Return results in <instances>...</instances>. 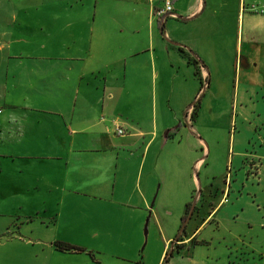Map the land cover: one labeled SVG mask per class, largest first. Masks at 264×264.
Masks as SVG:
<instances>
[{
  "label": "crops",
  "instance_id": "obj_1",
  "mask_svg": "<svg viewBox=\"0 0 264 264\" xmlns=\"http://www.w3.org/2000/svg\"><path fill=\"white\" fill-rule=\"evenodd\" d=\"M69 1L38 2L69 58L33 63L43 108L0 140V264H147L160 239L153 264L171 244L193 257L168 264H206L209 229L245 255L228 243L264 234V0Z\"/></svg>",
  "mask_w": 264,
  "mask_h": 264
},
{
  "label": "rangeland",
  "instance_id": "obj_2",
  "mask_svg": "<svg viewBox=\"0 0 264 264\" xmlns=\"http://www.w3.org/2000/svg\"><path fill=\"white\" fill-rule=\"evenodd\" d=\"M39 1L0 0V140L8 139L9 136L13 137V135L15 136L18 133H16V126H18L22 115L29 113L22 108H43L37 96L39 93L47 91L50 77H47L41 71L43 74L42 78H33L30 73L35 69L33 63L39 64L41 63L40 61L48 63L50 62L47 61L49 59L69 58V53L64 51L62 47H50L53 32L59 34L63 28L62 30L58 29V27H53L52 30L49 29L48 26L52 22L49 20V15L54 12V6H40L41 8L37 9ZM66 6L70 8L69 11L75 13L72 8L78 7V0H70ZM72 23L73 29L79 27L78 21L74 20ZM58 37L55 36L52 40H57ZM167 93L168 95L171 94L169 89H167ZM170 106L171 104L169 103L168 108ZM11 111L17 116L12 121H9L7 116ZM212 230L209 229L208 232L200 236L208 244L200 243L198 246L196 245V256L200 257L199 260L206 264H264L263 257H260L261 253L264 254V234H262V231H258L257 234L253 233L252 235H256L255 238L250 235L246 239L241 238L237 243H228L233 248L235 244H242L241 246L248 247L244 251L245 255L242 256L238 255L240 252L235 254V252H230L226 249L228 245L225 242L226 239L225 241L222 240L224 239L223 236L214 234V238L210 237ZM164 245L165 242L160 239L156 244L151 243L148 246L152 255L147 257V264L155 263L156 248L159 251ZM12 246L9 245L4 249L0 248V251L13 250L14 247ZM172 248L173 244L168 248L169 254L164 259V264H168L175 257L185 260H190L193 257L192 251H188L187 248H180L171 256ZM254 249L255 251H253ZM147 251L150 250L147 248ZM141 257L138 261H133V264H144V257ZM7 262L9 264L15 263L9 260ZM74 262L71 261L68 264H73ZM77 264L81 263L77 262Z\"/></svg>",
  "mask_w": 264,
  "mask_h": 264
},
{
  "label": "trees",
  "instance_id": "obj_3",
  "mask_svg": "<svg viewBox=\"0 0 264 264\" xmlns=\"http://www.w3.org/2000/svg\"><path fill=\"white\" fill-rule=\"evenodd\" d=\"M186 58H187L189 64L193 65V67L195 68V74H197V68H198L197 61L195 59H193V58H189L188 56H186ZM197 103H198V101L194 104L193 111L195 110ZM186 211H187L186 212V215H187L188 211H189V205L186 206ZM185 220H186V216L183 217V219H182V223L183 224H184ZM181 232L182 233L184 232V226L183 225L181 227ZM178 239H180V235L177 238V241H178ZM55 246H56L57 250H59L60 252H71V251L80 252V251H82L81 249H79L77 247H73V246H70V245H65V244H62V243H57ZM180 248H182V247L181 246H176V250L180 249ZM168 251H167L166 256L169 254ZM172 252L173 251H171L170 255H172Z\"/></svg>",
  "mask_w": 264,
  "mask_h": 264
},
{
  "label": "built area",
  "instance_id": "obj_4",
  "mask_svg": "<svg viewBox=\"0 0 264 264\" xmlns=\"http://www.w3.org/2000/svg\"><path fill=\"white\" fill-rule=\"evenodd\" d=\"M171 12H172V5H171V3H170V2H166L165 5H164V9L158 12L159 20L163 21L165 15H166V14L170 15ZM261 13L264 14V3H263V6H262V9H261ZM206 85H207V84L204 83V84H203V88H205ZM117 133H118L119 135H122V134H123L122 130H120V129H117Z\"/></svg>",
  "mask_w": 264,
  "mask_h": 264
}]
</instances>
